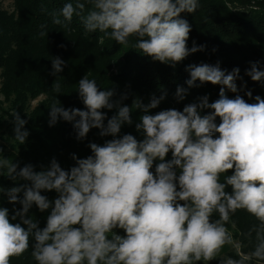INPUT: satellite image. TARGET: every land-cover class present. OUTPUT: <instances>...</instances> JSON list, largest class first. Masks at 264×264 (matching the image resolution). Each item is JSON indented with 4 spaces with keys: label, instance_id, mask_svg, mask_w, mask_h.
I'll list each match as a JSON object with an SVG mask.
<instances>
[{
    "label": "clouds",
    "instance_id": "1",
    "mask_svg": "<svg viewBox=\"0 0 264 264\" xmlns=\"http://www.w3.org/2000/svg\"><path fill=\"white\" fill-rule=\"evenodd\" d=\"M91 4L80 17L87 32L105 33L120 45L135 37V47L153 61L175 68L206 48L195 42L188 47L192 26L182 15L195 13L198 0ZM77 9L83 12L85 3L65 4L53 15V23L62 24L60 16L70 23L74 14L80 15ZM258 65L251 62L245 71L254 82L264 80ZM65 66L61 58H53L52 74ZM185 71L188 88L177 87V101L198 87L197 81L219 85V98L209 103L203 96L182 111L149 114L166 94L153 96L147 105L141 100L123 105L126 93L114 100V89L100 90L86 75L77 90L84 109L53 103L49 126L62 119L72 123L77 140L92 129L112 139L90 143L92 154L86 158L73 154L75 165L69 170L55 158L39 171L0 158V176L25 182L7 189L0 185V199L6 196L8 203L22 206L11 216L0 206V264H11L12 257L29 247L36 264H264V98L257 95L249 103L238 94L246 88L237 86L243 80L238 67L227 72L219 62L201 63L189 64ZM55 90L59 93V85ZM227 92L236 95L229 98ZM245 95L252 98L250 90ZM133 107L143 113L135 124L142 140L120 135L123 125L133 123ZM104 109L117 111L109 118ZM11 115L14 138L24 144L27 121L17 111ZM45 191H55L57 197L49 200ZM33 205L40 212L50 210L43 228L28 215ZM238 210L259 221L247 233L251 250L222 256L224 247L233 244L227 225Z\"/></svg>",
    "mask_w": 264,
    "mask_h": 264
},
{
    "label": "trees",
    "instance_id": "2",
    "mask_svg": "<svg viewBox=\"0 0 264 264\" xmlns=\"http://www.w3.org/2000/svg\"><path fill=\"white\" fill-rule=\"evenodd\" d=\"M78 2L85 3L83 12L77 9L80 15L74 14L70 23L62 16V24L53 23V15H58L65 4L72 3L75 7ZM198 4L195 13L182 15L192 26L188 47L191 48L195 42L197 46L206 45V48L189 55L175 68L143 55L135 47V37H129L127 44L120 45L105 33L87 32L80 17L91 9V0H14L13 12L0 6V95L3 97V100L0 98V110H3L5 102L10 103L11 110L17 111L27 121L24 127L29 132L26 142L20 144L7 126L8 122L0 117V132L9 129L6 140L14 141L10 151L2 149L0 158L5 157L20 167L31 164L37 171L41 170V166L47 167L55 158L63 169L69 170L75 165L73 154L86 158L92 154L88 146L90 143L102 145L112 139L110 136L101 137L99 129H92L84 140H77L72 123L62 119L49 126V107L53 103L60 102L65 109H84L77 90L79 81L86 75L96 81L100 90L114 89V100H119L126 93L123 105L131 106L134 100H141L147 105L153 96L159 98L166 94L149 114L166 109L182 111L184 106L198 103L203 96H208L209 103L219 98V85L197 81L199 86L189 89L183 101H177V87L188 88L185 81L190 77L185 67L189 64L215 65L219 62L221 69L227 72L238 67L243 80H237V86L246 84V88L238 94L249 103H254L257 95L264 98V80L254 82L245 75L251 62L258 61L260 70L264 71V0H198ZM41 32L46 35L42 36ZM56 57L65 61L66 66L62 72L53 75L52 59ZM55 85H59V93ZM248 90L252 92L251 99L245 95ZM227 95L234 98L236 94L227 92ZM41 96L44 99L28 112L30 100ZM103 111L110 118L117 110ZM142 114L133 107V123L123 125L120 135L132 134L142 140V134L135 128ZM9 117L13 118L11 114ZM166 159H171V153ZM17 183L25 182H13L6 176H0V185L6 189ZM42 194L49 200L57 196L55 191ZM0 206L8 208L10 216L13 210L22 207L19 203H8L6 196L0 199ZM49 212H40L33 205L28 215L43 228ZM213 219H218V215H214ZM14 222H19V218ZM258 224L259 221L244 210L233 214L227 227L234 240L238 241L240 250H232L230 245H226L221 255L236 257L237 252L248 253L252 244L246 238L247 233ZM120 234L123 235V232ZM31 252L29 247L23 255L12 257L11 264H36ZM211 264H219V261L214 260Z\"/></svg>",
    "mask_w": 264,
    "mask_h": 264
},
{
    "label": "rangeland",
    "instance_id": "3",
    "mask_svg": "<svg viewBox=\"0 0 264 264\" xmlns=\"http://www.w3.org/2000/svg\"><path fill=\"white\" fill-rule=\"evenodd\" d=\"M0 6L9 12L14 11V0H1L0 1ZM1 82H2V77H1V72H0V87H1ZM0 98L3 100V97L0 95ZM44 99L43 96L37 98L36 100H30L29 105H28V112H31L38 104ZM14 112L10 108V103H4L3 104V110H0V117L2 121H7L9 126L14 133V123H13V118L9 117V114H12ZM8 129V128H7ZM9 131V129H8ZM8 131L6 129L1 130L0 133V149H4L5 152L11 150V145L14 143L13 140H6L8 136ZM57 197V196H56ZM55 197V198H56ZM230 248L232 250L239 251L240 250V245L238 241L233 240V244L230 245Z\"/></svg>",
    "mask_w": 264,
    "mask_h": 264
}]
</instances>
